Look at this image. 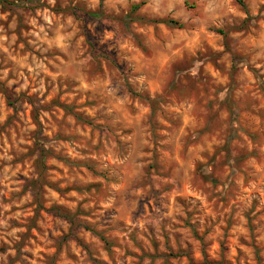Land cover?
Wrapping results in <instances>:
<instances>
[{"label": "clouds", "instance_id": "obj_1", "mask_svg": "<svg viewBox=\"0 0 264 264\" xmlns=\"http://www.w3.org/2000/svg\"><path fill=\"white\" fill-rule=\"evenodd\" d=\"M0 264H264V0H0Z\"/></svg>", "mask_w": 264, "mask_h": 264}]
</instances>
